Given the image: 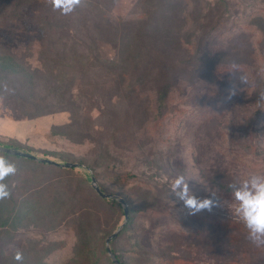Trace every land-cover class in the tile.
<instances>
[{"label": "rangeland", "instance_id": "rangeland-1", "mask_svg": "<svg viewBox=\"0 0 264 264\" xmlns=\"http://www.w3.org/2000/svg\"><path fill=\"white\" fill-rule=\"evenodd\" d=\"M23 77L53 93L56 112L16 115ZM0 79V146L81 165L12 159L0 264H17V250L23 264H111L106 240L125 208L110 246L125 264H264L230 187L264 173V0H83L69 15L50 0H0ZM72 122L81 142L52 131ZM182 173L219 205L190 214L170 196ZM85 175L124 203L93 197Z\"/></svg>", "mask_w": 264, "mask_h": 264}, {"label": "clouds", "instance_id": "clouds-1", "mask_svg": "<svg viewBox=\"0 0 264 264\" xmlns=\"http://www.w3.org/2000/svg\"><path fill=\"white\" fill-rule=\"evenodd\" d=\"M50 2L53 11L69 15L82 6L83 0H50ZM239 79L241 84L247 82L242 76ZM234 94L235 86L230 91V95ZM17 172V164L6 152L0 150V201L10 198L12 188L8 183V178L15 176ZM197 177L198 173L179 174L172 180L170 188V196L182 202L183 206L193 215L205 210L211 212L212 208L220 203L214 192L211 194L212 198L204 199L194 194L190 182H196ZM230 187L234 201V215L243 223L249 241L256 247L264 246V173H250L242 179L235 180ZM14 259L17 264H23V252L17 250Z\"/></svg>", "mask_w": 264, "mask_h": 264}, {"label": "trees", "instance_id": "trees-1", "mask_svg": "<svg viewBox=\"0 0 264 264\" xmlns=\"http://www.w3.org/2000/svg\"><path fill=\"white\" fill-rule=\"evenodd\" d=\"M17 74H20V71H18ZM21 75V74H20ZM24 81L26 82V86L25 88H18L16 90V95H17V98L20 100L19 101V106H16L15 107V111L18 113L20 112L19 111V108H22V113L21 114H16L17 116L19 117H29V118H34V117H37V116H42V115H47V114H51L53 112H56V107H55V97L53 95V93H47V94H44L43 95H38L37 92L35 91V86L37 85H31V83H29L28 79L24 78ZM0 83H3V79H0ZM29 92H31L34 96V99L32 98L30 100V97H29ZM24 93V94H23ZM167 93H168V85H163L160 87V91H159V97H158V103L160 105L159 109L164 105L165 103V99L167 97ZM22 94L23 95H26V99H24L22 97ZM74 127V124L72 122V124H67V125H63V126H54L52 128V131L55 133V134H67L68 138H71L72 140H74L75 142H81L80 138H74L73 134L71 132V129H73ZM0 147H7V148H14V149H18V150H21L20 148H17V147H12L10 145H7V144H2ZM23 151V150H21ZM29 153V152H28ZM32 154V153H30ZM33 155V154H32ZM8 156L13 159H17V160H22V161H26L28 163H32L36 166H41V167H48V168H52L53 170H59V171H64L65 173H71L73 172L75 169L74 168H62V167H57V166H53V165H49V164H45V163H41V162H37V161H34L32 159H28V158H24V157H18V156H14V155H9ZM86 163L92 170H93V165L92 163H87V162H84ZM93 176H91L90 178L86 175L84 177L81 178L80 180V183L82 186H85V185H88L90 182H91V178ZM117 177V176H116ZM8 180L11 181V178L9 177ZM13 181H15V179H13ZM77 185V184H76ZM92 186V185H91ZM99 187L101 188V190L104 192V193H107L100 185ZM77 188H78V185H77ZM93 192V197L99 199L100 201L104 202V203H108V202H117L118 204H120L121 202L117 199H114V198H111V199H104L102 198L100 195H98V193L93 189L92 190ZM109 194V193H108ZM11 197V196H10ZM10 199V198H9ZM74 200H76L75 198H73ZM120 203H119V202ZM73 212H75V214H77V212H80V215H85V214H88V211L86 208H80V209H77V210H73ZM125 213V211H124ZM78 215V214H77ZM89 215V214H88ZM87 217V216H85ZM88 217H91V215H89ZM124 230V229H123ZM120 235V234H119ZM119 235L117 237H119ZM109 237V236H108ZM116 237V238H117ZM115 238V239H116ZM111 240L110 242V246L112 247L113 246V242L114 240ZM102 240V239H101ZM95 244H96V241H95ZM82 245H84V247L86 248L88 245H86L85 242L82 241ZM96 246V245H95ZM95 246H91L88 248L90 254L92 255H95V251H94V248ZM110 247V248H111ZM108 251V249L106 248L105 251ZM112 252L116 255V250L114 248L111 249ZM109 253V252H108ZM116 257L118 258V260L120 261L121 264H125L121 258L119 256L116 255ZM97 261V260H96ZM98 262V261H97ZM110 263L111 264H114V262L112 260H110Z\"/></svg>", "mask_w": 264, "mask_h": 264}, {"label": "water", "instance_id": "water-1", "mask_svg": "<svg viewBox=\"0 0 264 264\" xmlns=\"http://www.w3.org/2000/svg\"><path fill=\"white\" fill-rule=\"evenodd\" d=\"M0 150H3L4 152H6L9 155L24 157V158L32 159V160L37 161V162H41V163H45V164H49V165H53V166H57V167H62V168H76V167L81 166L77 163H71V162L59 163V162H56V161L51 160V159L40 158V157L32 155L28 152L21 151L18 149H14V148L0 147ZM91 185H92L93 189L98 193V195H100L102 198H104V199L114 198V199H117L120 202L124 203V200L122 198L108 194V193H104L101 190V188L99 187V185H98V183L94 177L91 178ZM125 217H126L125 223L120 225V227L112 235H110L106 240L107 249H108V252H109L111 259L114 262V264H121V263L118 260V258L116 257V255L112 252V250L110 248V242H111V240L115 239L122 232L125 225L128 223V219H129L128 208H125Z\"/></svg>", "mask_w": 264, "mask_h": 264}]
</instances>
